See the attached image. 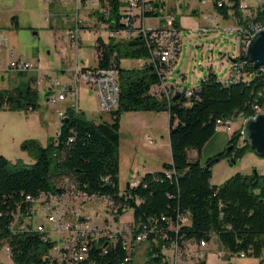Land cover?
Masks as SVG:
<instances>
[{
  "label": "trees",
  "instance_id": "1",
  "mask_svg": "<svg viewBox=\"0 0 264 264\" xmlns=\"http://www.w3.org/2000/svg\"><path fill=\"white\" fill-rule=\"evenodd\" d=\"M212 0L214 9L223 17L241 18V0H228L220 5ZM109 12L96 9L100 22L111 28L123 26L120 21V0H109ZM247 19L264 21V5L257 7ZM179 26V21L175 19ZM101 51L97 64L108 66L114 61L119 70L120 96L118 106L110 110L111 120L96 121L83 109L69 107L67 120L61 121L56 136L46 144L35 138L21 143L35 158L26 162L12 160L0 153V245L10 246L17 264H66L50 256L55 240L34 229L30 220L35 200L43 195L64 191L65 177H71L78 189L88 196L108 197L117 207L115 219L128 209L133 210L136 224L158 219L167 228V220L180 212H189V223L178 232L169 230L180 245L186 242H210L218 239L231 254L263 256L264 261V172H237L223 183H213V166L217 159L235 162L254 150L242 138V125L232 129L227 146L202 162L204 145L216 132V120L243 112L255 116L264 107V71L247 59L242 68L245 76L226 84L212 69L191 95L184 91L173 99L160 90V74L151 57L144 36L129 38L97 37ZM126 57L148 60L140 66L125 67ZM24 72V71H23ZM39 91L24 83L13 95L0 92V106L5 102L11 109H36ZM151 110L170 112V143L172 161L161 169L147 171L136 186L120 187L121 115L125 111ZM63 120V119H62ZM196 149L195 157L189 150ZM167 170H174L170 175ZM28 196L31 197L28 198ZM19 224L14 229L16 215ZM27 217V218H26ZM155 222L153 221V224ZM20 224L22 227H20ZM137 231V229H135ZM143 264H154V250H160L168 239L159 238V246L152 241ZM133 253V252H132ZM124 245L121 234L114 241L98 238L91 242L88 258L78 264H136ZM131 255L129 260L125 257ZM124 262V263H123ZM199 260L198 264H204Z\"/></svg>",
  "mask_w": 264,
  "mask_h": 264
},
{
  "label": "rangeland",
  "instance_id": "2",
  "mask_svg": "<svg viewBox=\"0 0 264 264\" xmlns=\"http://www.w3.org/2000/svg\"><path fill=\"white\" fill-rule=\"evenodd\" d=\"M19 1L22 2L23 0ZM84 1L85 6L80 9L79 16L86 23L84 25L86 28L80 33L81 40L78 47L74 46L70 41L69 30L73 25L69 22L65 24L69 27L71 26L67 31L62 20V16L63 18L65 16L67 18L75 17L77 9L75 2L62 1L64 7L61 6V10L59 5H57L58 2L53 5L50 4V11H52L50 16H48L46 11V4L49 5V2L45 0L24 1L25 7H20L19 9L15 5L10 6L12 9L6 7L1 8V11L3 10L1 15L3 26H1V29L7 33L9 45L8 47H2L0 45V66H5L14 57L10 53L14 49L15 56L27 57L35 63V67L32 68L35 70L29 71L28 74L30 75L32 73L36 75L39 81L35 83L39 88V104L36 109L29 111L27 116L28 119L32 118L35 120V128L24 125V123L27 124L24 120L27 112L24 109H6V111H0V127L2 131L5 134L8 133L6 130L9 129L10 132H17L15 133V139L9 138L3 142L6 154L5 151L0 152L12 160L22 158L26 162L35 161V158L28 150L20 147V140L18 141V139L22 135H25V137H35L42 144H46L49 135L50 137L56 136L58 128L60 127L56 110L66 106L61 100L57 102L47 101L45 90L51 78L57 75L60 76L61 71H59V68H65L76 61L82 62V60L87 65H95L97 63L95 41L99 35L106 37L107 32L101 29L104 25L101 24L98 14L94 12L95 8L87 5L86 0ZM247 1L250 3L253 2V0ZM189 2L191 5L183 3L184 7H179L175 14L176 19L179 21L178 28L181 34L182 47L177 60L171 64L167 72L168 82L173 85H179L187 90L197 87L203 77L212 69L216 71L220 78L227 77L232 66V57L237 56L240 52L234 32L227 34L222 31V28H220L221 30H212L209 34L201 31L203 26H212L214 23L212 20L214 16L212 15L216 13L214 14L213 12L211 0L207 3H201L200 0H190ZM40 3H43V5ZM103 4L108 9L107 1H104ZM105 6L102 8L105 9ZM194 6H198L196 11H193ZM14 14H17V19L15 18L16 16H12ZM47 16L48 19L46 18ZM53 18L58 19L59 26L51 25ZM16 20L19 23H16ZM151 20L154 22L157 21L154 18ZM219 22L220 25H233L236 23L233 16L228 18L221 16ZM144 61L145 59L126 57L123 58V66H140ZM0 80H2L1 77ZM88 109L90 110L87 112L89 117L96 121L112 119L110 111H93V106H89ZM100 112L105 118L99 115ZM261 112H264V107ZM41 115L45 118L49 116V121L42 124L41 122L39 123ZM54 119H57V122H54ZM120 123L121 157L119 178L120 187L123 189L127 186V182L132 179L134 174H143V169L140 165H147L149 168L161 167L162 161L169 159L170 149L168 146H162L157 150L151 149L150 147L153 146L152 142H146L144 139V133L146 131L152 138L160 139L159 137L163 136L164 132L160 131L159 128L164 123L160 118L156 119L154 111H125L121 115ZM239 124L240 121H235L232 129L237 128L236 126ZM134 125L140 131L138 133L136 130L137 135H135ZM167 125H169V119H167ZM9 133L6 135L9 136ZM138 137L142 138V144H139ZM129 144L134 146L131 152L127 148ZM195 155L196 149L191 148L189 150V156L193 158ZM255 169L264 171V155L258 154L255 150L248 151L242 158L235 162H231L227 158H219L213 166L212 182L218 184L223 183L237 172L248 173ZM72 199L79 201L76 202V208L77 206L80 207V205L83 206L84 212L96 216V220L100 223H103L105 218L107 219L105 222H110L111 219L108 214H111V205L103 197L96 196L84 200L82 198L80 200V198L67 197L64 198L67 206L68 201ZM35 206L37 208L38 218L40 220L43 219L45 215L44 208H41L37 203ZM68 211L70 212L68 213L67 219L73 221L76 213L73 209ZM117 221L116 224L115 221L111 220L113 227L117 225L118 228L123 227L126 230H131L133 226V210L128 209ZM124 234L131 238L130 231H124ZM52 236L57 239L55 237L56 235ZM62 236L67 237V233H63ZM53 238L52 240H55ZM5 244L0 245V264H17L13 260L10 250H7L3 246ZM131 245L133 247V249L131 248V253L133 252L132 257L134 262L136 264H143L148 257L149 242L147 240L140 243L132 241ZM204 249L207 252L204 257V264H264L263 256L230 254L228 249L218 239L208 242V245Z\"/></svg>",
  "mask_w": 264,
  "mask_h": 264
},
{
  "label": "built area",
  "instance_id": "3",
  "mask_svg": "<svg viewBox=\"0 0 264 264\" xmlns=\"http://www.w3.org/2000/svg\"><path fill=\"white\" fill-rule=\"evenodd\" d=\"M51 2L53 0H47ZM76 4V15L74 17L73 27L70 29V41L78 47L80 43V33L86 28V23L79 16V9L81 6H85L84 0H73ZM107 1L108 9L103 4ZM120 21L123 26L118 28H111L108 23L102 22V27L106 30L108 36H114L116 38H129L135 35L144 36L146 43L150 49L151 57L149 61L153 62L159 71L161 82L159 88L163 91L168 98L173 95L174 90L179 89L184 91L186 95H191L193 89L187 90L179 85H173L167 80V72L170 66L175 62L181 52L182 41L181 34L178 26L175 24L176 11L187 0H120ZM202 3H206L207 0H201ZM228 0H219L218 3H228ZM87 5L93 6L100 11H103L105 15L109 12V0H91L86 1ZM103 4V5H102ZM264 0H253L252 3L247 0H241L240 6L243 11V21L241 18H235L236 23L233 25H220L219 22H214L212 26L205 25L201 31L209 34L212 30H219L230 34L234 32L236 42L239 46V54L235 56V60H232V66L230 68L227 77L221 78L223 82L227 84V81H238L245 76L243 67L247 63L248 56L246 54L247 44L252 38V34L256 33L259 29L264 28V21H258L254 19H247L248 16H253L257 7L263 6ZM105 6V9L102 8ZM157 20L156 22L151 19ZM221 30V29H220ZM9 40L6 32L0 29V45L8 46ZM97 57L101 54V51L96 48ZM246 56L247 59L242 58ZM144 59V58H142ZM250 60V59H249ZM148 60H145V62ZM251 61V60H250ZM35 67V63L32 60L23 57H16L9 62V69L16 71H27ZM1 69V68H0ZM264 71V67H262ZM73 77L69 82L64 81L59 76L51 78L49 81V101L57 102L59 100H71L72 108L78 107L79 97V83L81 81L92 84L96 87L98 93L99 106L104 111H110L118 106L120 96V82L118 79L119 70L116 67L114 61H110L108 66H82L78 62L72 68ZM58 115L63 119L66 116V110H58ZM248 116H245L243 112H238L235 115L220 117L216 120V130L221 127L227 128V131H231L233 123L240 121L242 125L241 132L243 133V123ZM174 170H167L170 175ZM130 185L136 186V180H132ZM64 187V191L58 194H48L35 200L31 210L32 216H28L30 220H35L34 229L38 232L45 234V237L53 238L52 235H56L55 244L50 252V256L56 258L61 263L66 264H78L81 260L88 258L91 242L98 238H107L109 241L117 239L119 234L123 237V245L131 252L132 241L135 243L143 242L147 240L149 244V235H152V241L159 246L160 237L168 239L170 245L168 246L163 241L162 248L160 250H154L153 256L157 259L154 264H182V261L186 260L188 264H198L199 260L204 259L206 256V250L204 249L208 242L205 239L200 242L190 243L186 242V245L182 247L174 237L169 234V230L178 232L183 224L189 223V212H180L174 219H168L165 215L162 216L163 220H167V228L158 225V219L152 220L151 224L139 223L136 224L133 221L131 230H126L116 225L113 227L111 220L115 221V214L117 207L113 204V200L104 196L106 201H109L111 205V214L109 218L110 222L100 223L96 216L84 212L83 206H77V200H69L68 206L64 201V198H81L84 200L94 196H88L86 193L78 189L76 182L69 176L65 177L61 184ZM28 198L31 199L30 196ZM36 203L44 208L45 215L40 220L37 215ZM82 208V209H81ZM70 209H73L76 213L73 221H69L68 213ZM19 214L16 215V220L13 228L19 224ZM27 218V217H26ZM153 221L155 222L153 224ZM20 227L22 225L20 224ZM124 229V230H123ZM137 229V231H135ZM123 230V231H122ZM124 231H130L131 238L124 234ZM67 233V237H63V233ZM130 238V239H129ZM195 244V245H193ZM194 246V248H192ZM7 250H11L10 246H5ZM244 255V253H242ZM131 255L128 254L124 261L129 260ZM124 263V262H123Z\"/></svg>",
  "mask_w": 264,
  "mask_h": 264
},
{
  "label": "crops",
  "instance_id": "4",
  "mask_svg": "<svg viewBox=\"0 0 264 264\" xmlns=\"http://www.w3.org/2000/svg\"><path fill=\"white\" fill-rule=\"evenodd\" d=\"M24 1H27V0H23L22 2H20L19 0H0V29L2 28L1 26H3L2 25V21H1V15H2V13H3V10L1 11V8L2 7H6V8H8V9H12V7H10V6H16L18 9L21 7H25V4H24ZM44 1V0H43ZM45 1H47V0H45ZM65 1V0H53V1H51V2H49V5L48 4H46V11H47V13H48V16H50L51 14H52V11H50V7H51V5H53L54 3H56V2H58V4L57 5H59V7H60V10H61V6H63L64 7V3L63 2ZM66 1H71V2H74L73 0H66ZM87 1V0H86ZM88 1H91V0H88ZM171 2H173V0H170ZM190 0H187L186 2H184V4H189V5H191V3L189 2ZM209 0H207V2H208ZM48 2V1H47ZM46 2V3H47ZM200 2H201V0H200ZM206 2V3H207ZM202 3V2H201ZM211 3H212V9L214 10L213 12H214V14L215 15H212V16H214V18H212V20L216 23V22H219V18L222 16L221 14H219L215 9H214V7H213V2H212V0H211ZM41 5H43V3H40ZM51 4V5H50ZM61 4V5H60ZM184 4L181 6V7H184ZM91 7H93V6H91ZM83 8V6H81L80 7V9H82ZM94 8V7H93ZM80 9H79V11H80ZM198 9V6H194L193 7V11H196ZM94 10H96V8L94 9ZM94 12H96V11H94ZM55 14H58V13H55ZM97 14V13H96ZM17 14H14V15H12V16H16ZM60 15V14H59ZM80 15V14H79ZM48 16L46 17L47 19H48ZM87 16V15H86ZM94 17H96V16H94ZM94 17H92V18H94ZM16 19L18 18L17 16L15 17ZM91 18V19H92ZM62 20H63V24L65 25V24H68V22L69 23H71V25H73L74 24V17H71V18H67L66 16L63 18V16H62ZM16 23H19V21L18 20H16L15 21ZM220 23V22H219ZM51 25L52 26H59V22H58V19H56V18H53L52 20H51ZM70 25V24H69ZM66 26V29L65 30H69V28L71 27H69L68 25H65ZM101 29H103L102 27H101ZM100 29V30H101ZM105 30V29H104ZM70 31V30H69ZM106 31V30H105ZM6 35H7V33H6ZM100 36V35H99ZM105 38H108V34H107V36L105 37ZM8 40H9V38H8ZM80 40H81V38H80ZM96 43H97V39H96V41H95V46H96ZM9 45V44H8ZM2 47H3V45H1ZM6 47H8V46H6ZM10 53H11V56L13 57H10V58H12V59H14V58H16V57H23V56H15V50L14 49H12L11 51H10ZM95 56L97 57V54H95ZM23 58H27V57H23ZM11 59V60H12ZM27 59H29V58H27ZM139 59H142V58H139ZM29 60H31V59H29ZM143 60V59H142ZM10 62V61H9ZM9 62H7V64L5 65V66H0V71H2L1 72V74H0V77L2 78V80H0V92L1 93H6L7 95H13V94H15L16 92H17V90L19 89V88H21L22 87V85H24V83H27L30 87H32V88H37L38 90H39V88H38V86H36L35 85V83H36V81L37 82H39L38 81V79H37V76L36 75H34V74H28L29 73V71H31V70H35V69H29V70H27V71H24V72H20V71H16V70H12V69H9ZM76 62H78L80 65H82V66H94V65H87V63H85L84 62V60H82V62H79V61H76ZM76 62L75 63H73L72 65H69V66H67V67H65V68H59V71H61V74H60V78L61 79H63L64 81H66V82H69V81H71L72 80V77H73V72H72V68H73V66L76 64ZM97 62H98V57H97ZM145 62V61H144ZM121 64H122V66H123V59L121 60ZM143 64V63H142ZM141 64V65H142ZM95 65H97V63L95 64ZM215 71V70H214ZM216 72V71H215ZM27 76V77H26ZM58 76V75H57ZM205 77V76H204ZM168 80V79H167ZM49 94H50V90H49V82H48V84H47V86H46V90H45V95H46V99H47V101H49ZM60 101V100H59ZM62 102H64L65 103V106L66 107H64V108H58L57 110H56V113H57V115H58V110H60V109H63V110H67L69 107H72V101L71 100H69V99H67V100H61ZM67 102V103H66ZM89 106H93V111L95 110V111H104V110H102L101 108H100V106H99V100H98V93H97V89H96V87L94 86V85H92V84H89V83H87V82H84V81H81L80 83H79V97H78V107L76 108V109H83L85 112H86V114L88 115V111H90L89 109H88V107ZM0 109H2V110H0L1 112H3V111H6V109H8V110H26V112H27V114H26V118H27V120H26V118L24 119L25 120V122L27 123V124H25L24 123V125L25 126H27V127H31V128H35L36 126H35V120L34 119H32V118H30V119H28V113H29V111H33L34 109H30V108H23V109H11V108H9V105L7 104V102H5L2 106H0ZM5 109V110H4ZM101 112L99 113V115H101ZM154 113H155V116H156V119L157 118H160L162 121H163V126H161L160 128H159V130L160 131H163L164 133H163V136L161 137H159L160 139H157V138H152L150 135H149V133H147V131L144 133V139H145V141L146 142H152V144H153V146L152 147H150L151 149H154V150H157V149H160L162 146L163 147H166V146H168L169 147V149H170V152H169V154H170V156H169V159L167 160H164V161H162V165H161V167L160 166H158V167H153V168H149V167H147V165H140L141 166V168L143 169V174L142 175H138L137 173L136 174H134L133 175V177H132V179L130 180V181H128V182H131L132 180H136L137 181V183L139 184V182H140V178L147 172V171H154V170H158V169H161L162 168V166H163V163L164 162H171L172 161V152H171V143H170V112L168 111V110H162V111H154ZM102 117H104V115H101ZM49 116H46V118L43 116V115H41V117H40V121H39V123L41 122V124L42 123H45V122H47V121H49V118H48ZM88 117H89V115H88ZM105 118V117H104ZM167 119H169V125H167ZM58 120H59V126L61 125V121H62V118L58 115ZM54 122H57V119H54ZM239 125H241V122H240V124ZM238 125V126H239ZM238 126H236V127H238ZM60 128V127H59ZM59 128H58V130H59ZM138 127H136L135 125H134V129H135V135H137V133H136V130H137V132L138 133H140V131H138V129H137ZM225 129V130H224ZM6 131H8V133L10 132V129L9 130H6ZM58 132V131H57ZM8 133H6V134H8ZM15 133H17L16 131L15 132H10L9 133V136H11V137H9V136H7L6 134H5V132L4 131H2V129H1V127H0V144H1V147H0V152L2 151V152H4L6 149L4 148V145H3V142H5V141H7V139H9V138H12V139H15L16 138V136H15ZM230 133L231 132H229V131H227L226 130V128L225 127H221V128H219L218 130H216V132L214 133V135L207 141V143L204 145V147H203V151H202V158H201V160H202V162H204L206 159H208L210 156H212V155H214V154H216V153H218L219 151H221V150H223L226 146H227V144H228V141H229V138H230ZM49 137H50V135H49ZM49 137H48V139H49ZM29 138H35V137H25V135H22V137H20V139H18V141H19V144H20V147H21V143L25 140V139H29ZM162 138H164V139H162ZM35 139H37V138H35ZM48 139H47V142H48ZM141 139L142 138H139L138 137V141H139V144H142V142H141ZM37 140H39V139H37ZM40 141V140H39ZM46 142V143H47ZM133 147L134 146H132L131 144H129L128 146H127V148H128V150L131 152V150L133 149ZM5 154H6V151H5ZM120 154H121V146H120ZM161 162V161H160ZM155 166H157V165H155ZM261 172H264V171H261ZM124 189V188H123ZM192 243H195V242H192ZM193 245H195V244H193ZM208 245V244H207ZM192 248H194V246L192 247ZM230 253V252H229ZM207 254V253H206ZM231 254V253H230ZM244 256V255H243ZM1 264H3V263H1ZM182 264H188V262L186 261V260H184V261H182Z\"/></svg>",
  "mask_w": 264,
  "mask_h": 264
},
{
  "label": "water",
  "instance_id": "5",
  "mask_svg": "<svg viewBox=\"0 0 264 264\" xmlns=\"http://www.w3.org/2000/svg\"><path fill=\"white\" fill-rule=\"evenodd\" d=\"M246 54L255 67H264V28L259 29L247 44ZM232 57V60H235ZM181 94L179 89L174 90L172 98L175 99ZM67 120L64 117L62 121ZM243 140L247 141L254 150L264 155V112L255 116H249L243 123ZM229 149L231 146H226ZM257 171V169H255ZM130 182H127V186Z\"/></svg>",
  "mask_w": 264,
  "mask_h": 264
},
{
  "label": "bare ground",
  "instance_id": "6",
  "mask_svg": "<svg viewBox=\"0 0 264 264\" xmlns=\"http://www.w3.org/2000/svg\"><path fill=\"white\" fill-rule=\"evenodd\" d=\"M255 33H253L252 35H254ZM234 82V81H227V84ZM136 185H138V183L136 182Z\"/></svg>",
  "mask_w": 264,
  "mask_h": 264
}]
</instances>
